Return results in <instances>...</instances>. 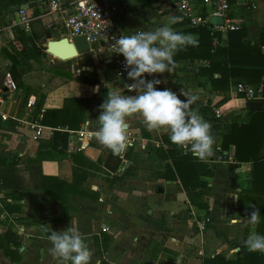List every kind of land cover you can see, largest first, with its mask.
I'll return each mask as SVG.
<instances>
[{
  "label": "crops",
  "instance_id": "1",
  "mask_svg": "<svg viewBox=\"0 0 264 264\" xmlns=\"http://www.w3.org/2000/svg\"><path fill=\"white\" fill-rule=\"evenodd\" d=\"M63 1L69 8L73 0ZM173 1L152 3L125 14L123 19H113V23L127 35L155 30L167 24L176 32L198 37L196 33L184 32L191 26L181 18ZM196 2L200 11L202 2ZM127 3L129 7L140 5V0H127ZM10 7L9 13L0 15L1 26L8 25L15 15ZM35 8L39 13L45 11V6L38 3L30 8L35 17L38 16ZM232 10L239 28L246 26L249 37L257 44L264 25V0H238L232 4ZM63 19L61 12L46 13L35 22L40 21L49 27L55 23L56 32L51 30V35L55 39H71L63 26ZM227 37V33L222 34L224 41ZM14 41L17 39L11 40L4 32L0 38V89L3 90L7 89L5 74L12 66L8 51L18 55L13 49ZM214 44H217L216 38ZM44 51L47 54L42 53L35 58L23 53L27 58H23L14 73L21 77L26 88L13 95L4 94L0 100V158L5 159L6 164L15 158L18 163L14 173L18 174L21 184L26 185L31 184L28 158L37 155L39 150L56 155L55 158L44 159L41 170L45 176L63 182L55 184L59 181L50 180L46 185L52 196H59L64 201L61 203L55 197L47 196L43 189L30 186L15 187L21 197L14 199L10 195L12 187H4V180L0 182V264H59L50 251L52 244L47 236L51 230L62 231L71 225L82 234L93 253L90 264H101L102 260L106 264H203L207 254L223 253L228 258H234L238 252H243L242 243L248 235L253 231L259 233L258 224L249 223V218H242L237 210L239 194L251 186L252 164L236 161L227 164L216 158L222 149V136L229 132L230 124H248L251 121L248 101L237 96L233 86L223 92L213 91L210 85H200L206 80L199 73V67L208 64L204 59H178L171 72L144 74L147 80L162 81L155 85L158 90L171 89L180 95V90L184 88L198 95L199 99L190 107L199 114L202 106H209L211 110L209 118L204 119L212 125L216 144L213 156L206 161L215 167V173L213 177H203L210 188L209 195L202 196V200L209 204V210H206L190 204L179 180H168L162 175L170 162L165 156V150L170 145L162 138L170 134L168 130L149 131L143 117L137 113L127 118L128 136L132 143L122 155H114L96 139L95 131L99 128L97 118L102 111L100 105L105 101L107 92L118 88L123 94L130 95L125 89V77H119L113 65L105 64L93 52L61 59L48 53L45 47ZM46 56L55 62L51 64L53 68L49 66L52 78L33 65L34 62L41 63ZM57 59L67 61L65 63L69 66L57 64ZM88 67H93V70L82 71ZM95 70L98 82L91 75ZM84 77L89 81L86 82ZM96 86L98 89L93 90ZM180 98L185 99L183 95ZM29 100L34 101L31 108L27 106ZM63 109L65 114H51V111ZM216 109L221 111L219 117ZM40 110L50 114L47 115V123L42 122V136L35 139L29 123ZM73 117V124H78L79 128L52 125ZM56 130L69 133L68 155L52 150ZM61 139L55 141L61 142ZM234 151L235 147L231 146L227 151L229 157L234 158ZM72 152H82L83 158L74 159ZM75 167L81 169L73 185ZM10 178L7 174L6 184ZM6 203L10 206L19 204L21 209L10 213L5 208ZM202 223L206 227L203 230ZM209 223L235 244H222ZM104 227L108 230L105 231ZM8 241L9 254L3 248ZM105 245L106 251L99 253Z\"/></svg>",
  "mask_w": 264,
  "mask_h": 264
},
{
  "label": "trees",
  "instance_id": "2",
  "mask_svg": "<svg viewBox=\"0 0 264 264\" xmlns=\"http://www.w3.org/2000/svg\"><path fill=\"white\" fill-rule=\"evenodd\" d=\"M40 0H0V15L9 13V7L15 4H23L29 2H37ZM161 0H140V5H132L129 7V12H134L140 8L146 7L152 3L159 2ZM199 3L203 0H196ZM232 4H236L238 0H229ZM40 11L35 8L36 15H39ZM200 12L204 15L207 14L206 8L203 6ZM128 15V14H126ZM125 16H121L123 19ZM42 25V23L39 21ZM51 30L49 28L41 27L39 31L35 28L30 33L25 32L22 29L17 30V41L13 42L14 51L18 53L22 58L14 52L8 51V57L12 60V66L10 72L15 79L19 89L26 88L21 77H17L14 73L16 67L20 66L23 58L38 57L42 53L47 54L42 45L41 38L46 35V32ZM187 33H196L199 39L198 46H187L184 49L178 51L174 60L178 59H204L207 61V65L199 67V73L205 77V81L200 82V85H210L213 91H227L232 86L237 85L240 82H245L258 87L260 84L264 86V25L261 28L256 44L249 37L248 29L246 26H241L236 30H229L227 32V39H222V32L214 30V26L210 23L205 26L191 27L185 30ZM217 39V44H214V39ZM23 53H25V56ZM173 67V66H172ZM57 72H61L58 70ZM67 73V72H63ZM68 75H72L71 72ZM95 82L99 81L96 70L91 72ZM84 80L88 82V78L84 77ZM263 108L260 110H250L249 115L251 121L248 124L232 123L229 126V132L222 136V149L219 154L223 157H228L226 151L230 150L231 146L235 147L234 160L240 164L251 163V179L250 188L243 190L237 200V210L242 218H249L247 215L252 210L250 205H255L259 209L260 221L258 223V232L264 235V93ZM249 104V101H248ZM66 107V106H65ZM52 115L65 114L66 110L51 111ZM43 123H47L48 112H44ZM211 110L209 106L201 107V114L203 117L209 118ZM75 118L71 120L58 121L52 123L54 127L59 125H66L69 129L74 127L79 128L78 124H73ZM79 122V121H78ZM66 123V124H64ZM68 137L69 133L61 130H56L54 141L52 142V150H58L63 155H68ZM58 138H62L61 142L55 141ZM164 143L170 145V148L166 151L165 156L170 159V162L166 164L165 173L162 175L168 180H179L185 189L189 202L191 205H195L199 208L209 210V204L202 200V196L209 195L210 188L209 182L204 180L203 177H213L215 173V167L208 161H201L197 157L193 156L191 152L185 153L183 149L170 140V134L163 135ZM60 145V149H58ZM163 150V148H160ZM74 159L81 160L83 158L82 152H72ZM57 157L53 153L48 151L39 150L37 155L29 157V165L27 166L30 173L31 184H21V179L18 174L14 173L17 169L15 164V158L11 159L9 164H6V160L0 158V182L3 180L4 187H12L10 195L14 199L21 197L18 193V188H26L28 186L43 189L47 196H52V192L46 185L50 180H58L55 184L62 183L59 179L47 177L42 173L41 162L46 158ZM81 168H74L73 185L77 181L78 170ZM13 172V174L9 173ZM81 172V171H80ZM7 174H10L11 178L6 184ZM82 175V174H81ZM54 182V181H52ZM18 187V188H15ZM1 189V188H0ZM58 199L61 203L64 200L59 196H52ZM5 208L13 213L19 211L21 206L5 204ZM57 218H60L59 216ZM210 222V221H209ZM208 224V223H207ZM206 224V225H207ZM209 226L214 230V234L218 239H221L222 244L234 245L235 242L229 240L223 233L217 230L214 224ZM206 228V227H205ZM17 243L16 240H14ZM245 241V240H244ZM243 241V242H244ZM9 243L6 246H2L5 252L9 254ZM107 246L100 249L99 253L106 251ZM243 252H238L234 258H228L223 253L207 254L203 258V264H264V253L262 252H249L247 247L242 243ZM101 264H106L102 260Z\"/></svg>",
  "mask_w": 264,
  "mask_h": 264
},
{
  "label": "clouds",
  "instance_id": "3",
  "mask_svg": "<svg viewBox=\"0 0 264 264\" xmlns=\"http://www.w3.org/2000/svg\"><path fill=\"white\" fill-rule=\"evenodd\" d=\"M118 52L125 58V67L130 69L128 77L133 81L125 85L129 92L137 95H125L118 88L107 92L105 101L100 105L99 128L95 137L114 155L126 152L132 141L128 136L129 117L140 114L149 131L164 128L170 132L173 144L188 151L201 161L214 154L216 144L212 125L190 106L198 95L182 88L180 95L171 89L158 90L155 85L159 79L147 80L144 74L171 72L175 64L174 56L187 46H198L199 39L193 34L174 31L169 25L155 30L136 31L132 35H122L117 41ZM249 223L258 224L259 209L250 205ZM47 232L48 229H45ZM47 239L51 242L52 255L59 264H90L92 251L82 234L74 226L62 231L51 230ZM249 252L264 253V235L251 232L243 242Z\"/></svg>",
  "mask_w": 264,
  "mask_h": 264
},
{
  "label": "built area",
  "instance_id": "4",
  "mask_svg": "<svg viewBox=\"0 0 264 264\" xmlns=\"http://www.w3.org/2000/svg\"><path fill=\"white\" fill-rule=\"evenodd\" d=\"M173 3L177 4L181 18L186 20L191 27L208 25L211 23L212 16H220L223 17L224 23L215 25L211 23L214 26V30L226 34L229 30L239 29V24L236 22L235 13L229 0H203L202 5L207 10L206 15L197 9L198 4L195 0H175ZM39 5L45 6V11H42L36 17L30 12V8L16 10L13 19L8 25H0V38H2L4 32L11 40H14L17 37L18 28L25 32H30L33 21L40 16L46 13L61 12L64 15L63 26L67 34L72 37L85 36L91 52L96 54L105 64L113 63L116 74L121 78L125 77V85L133 83L128 77L130 69L125 67V58L118 52L116 41L120 36L127 34L113 23V13L117 9L112 0H73L69 8L65 7L63 0H40ZM4 81L7 89H0V100L4 94L13 95L19 92L17 83L10 71L5 74ZM125 89L130 95L138 94L136 91L129 92L126 87ZM232 89L237 96L247 101H259L263 98V84L255 87L252 84L240 82L233 86ZM27 106L29 108L33 107L34 101L29 100ZM215 113L218 117L221 115L219 109H216ZM3 118L6 119L7 116L4 114ZM43 118L44 111L40 110L36 118L29 123V127L35 133V139H39L43 134ZM82 135H84V132ZM183 151L185 152L184 149ZM216 159L227 164L235 162L233 157L228 156L226 158L222 154H219ZM204 228L205 223H202L201 230ZM104 230L106 231L108 228L104 227Z\"/></svg>",
  "mask_w": 264,
  "mask_h": 264
},
{
  "label": "water",
  "instance_id": "5",
  "mask_svg": "<svg viewBox=\"0 0 264 264\" xmlns=\"http://www.w3.org/2000/svg\"><path fill=\"white\" fill-rule=\"evenodd\" d=\"M116 6L118 13L123 16L129 12V5L127 0H112ZM37 2H29L23 4H16L10 7V11L14 12L20 8H33L37 6ZM212 24H223L224 19L220 16L211 17ZM51 32L47 31L46 35L41 39V43L45 47L48 53L54 56H66V55H82L86 53H91L90 45L85 36H75L71 39L69 37H62L60 39H51ZM75 58V57H74ZM72 59V58H71ZM87 70H93V67H88ZM93 90L98 89V87H93ZM262 102L257 100L249 101L248 107L250 110H260L262 108ZM228 152L226 151V154Z\"/></svg>",
  "mask_w": 264,
  "mask_h": 264
},
{
  "label": "rangeland",
  "instance_id": "6",
  "mask_svg": "<svg viewBox=\"0 0 264 264\" xmlns=\"http://www.w3.org/2000/svg\"><path fill=\"white\" fill-rule=\"evenodd\" d=\"M114 15H113V19H117V20H120L122 17H121V15L118 13V11H116V12H114L113 13ZM124 16V15H123ZM34 22V24H33V27H32V29L33 28H35L37 31H39V29L43 26V27H47V28H49L50 30H54L55 32H56V29H55V23H54V25L53 26H51V27H49V26H45V25H41L38 21H36L35 22V20L33 21ZM19 29V28H18ZM17 29V30H18ZM45 36V35H44ZM52 39H55V37H53L52 36ZM41 45H42V43H41ZM42 47H43V45H42ZM43 49H44V47H43ZM74 58V57H73ZM58 61H57V64H61V66H69V64L68 63H65V62H67V61H62V60H60V59H57ZM70 60V59H69ZM55 62H51L50 61V59H49V57H43L42 58V60H41V63H36V62H34L33 63V65H35L36 66V68L40 71V72H42L43 73V71H45V72H47L48 74L46 75V76H50V78H52V76H53V74H52V70L49 68V66L51 67L52 65L51 64H54ZM112 65H113V63H111ZM111 67V66H110ZM51 68H53V67H51ZM87 69L86 68H83L82 69V71L83 72H85ZM111 70H112V68H111ZM239 244H241V243H239ZM235 254V253H234Z\"/></svg>",
  "mask_w": 264,
  "mask_h": 264
},
{
  "label": "bare ground",
  "instance_id": "7",
  "mask_svg": "<svg viewBox=\"0 0 264 264\" xmlns=\"http://www.w3.org/2000/svg\"><path fill=\"white\" fill-rule=\"evenodd\" d=\"M71 56V54H69V55H66V56H59L61 59H67V58H69Z\"/></svg>",
  "mask_w": 264,
  "mask_h": 264
}]
</instances>
